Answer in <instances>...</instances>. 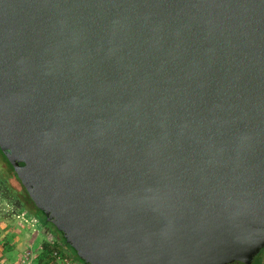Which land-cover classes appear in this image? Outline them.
Here are the masks:
<instances>
[{
  "label": "water",
  "instance_id": "water-1",
  "mask_svg": "<svg viewBox=\"0 0 264 264\" xmlns=\"http://www.w3.org/2000/svg\"><path fill=\"white\" fill-rule=\"evenodd\" d=\"M0 148L86 264H252L264 0H0Z\"/></svg>",
  "mask_w": 264,
  "mask_h": 264
},
{
  "label": "rangeland",
  "instance_id": "rangeland-1",
  "mask_svg": "<svg viewBox=\"0 0 264 264\" xmlns=\"http://www.w3.org/2000/svg\"><path fill=\"white\" fill-rule=\"evenodd\" d=\"M7 207L15 210L12 213L14 216L17 218L21 217L24 220V223L18 224H20L21 228L25 224V229L20 231V235L21 232L22 235L19 239L11 240L6 237L4 243L16 248L17 246H22L23 251L19 252V254L8 255L7 257L1 255L0 264H23L20 260L28 261V259L32 258H34L33 262L37 261L36 263L38 264H82L66 246L60 245V239L50 230L51 228L54 231L50 225H48L50 227L48 228L39 221L37 217L15 201L10 193L0 184V212H4ZM17 226L15 229L19 230L20 227ZM35 227H37V230ZM2 242L3 240L0 238L1 245ZM57 249H59L62 258L61 256L54 257L52 255L53 251ZM65 257L68 258L69 262L63 259Z\"/></svg>",
  "mask_w": 264,
  "mask_h": 264
},
{
  "label": "trees",
  "instance_id": "trees-1",
  "mask_svg": "<svg viewBox=\"0 0 264 264\" xmlns=\"http://www.w3.org/2000/svg\"><path fill=\"white\" fill-rule=\"evenodd\" d=\"M0 184L6 189L12 198L17 201L22 207L31 212L39 221H41L44 225L50 228V225L54 231L50 228V230L55 233L60 239V245L66 246L79 260L82 264H86L76 253V251L66 242L63 234L58 231V229L50 222L46 221V217L44 213L36 206L35 202L30 197L28 191L25 186L19 179L14 167L8 161L7 157L3 153L0 148ZM59 251V249H57ZM245 264L242 262H234L231 264ZM252 264H264V248L255 256Z\"/></svg>",
  "mask_w": 264,
  "mask_h": 264
},
{
  "label": "crops",
  "instance_id": "crops-1",
  "mask_svg": "<svg viewBox=\"0 0 264 264\" xmlns=\"http://www.w3.org/2000/svg\"><path fill=\"white\" fill-rule=\"evenodd\" d=\"M13 212H15V210L11 207H7L4 212H0V238H2L3 240L2 245L0 244V256L5 255L4 257H7L8 255L11 254L13 255L19 254V252L23 251L22 246L21 247L17 246L16 248L15 246H11L4 243L6 237L11 240L19 239V237L22 235V232L20 235V231L25 229V224L24 226H22V228L20 227V224H18V223H24L23 222L24 220L20 217V215H19L20 218L14 216V214H12ZM16 226L20 227L19 230L15 229ZM35 229L37 230V227H35ZM33 260L34 258L30 260L28 259V261H24L23 259L20 261L23 264H38L36 263L37 261L33 262Z\"/></svg>",
  "mask_w": 264,
  "mask_h": 264
},
{
  "label": "built area",
  "instance_id": "built-area-1",
  "mask_svg": "<svg viewBox=\"0 0 264 264\" xmlns=\"http://www.w3.org/2000/svg\"><path fill=\"white\" fill-rule=\"evenodd\" d=\"M52 255L55 257H57V256H61V254H60V252L58 251V250H54L53 251V253H52ZM61 258H62V256H61ZM64 260H66V261H68V258L67 257H65V258H63ZM69 262V261H68Z\"/></svg>",
  "mask_w": 264,
  "mask_h": 264
}]
</instances>
